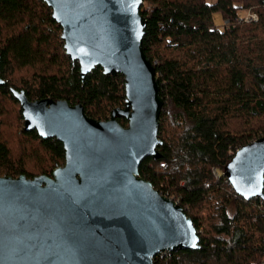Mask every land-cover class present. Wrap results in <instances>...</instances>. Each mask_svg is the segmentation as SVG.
I'll return each mask as SVG.
<instances>
[{
    "label": "trees",
    "instance_id": "16d2710c",
    "mask_svg": "<svg viewBox=\"0 0 264 264\" xmlns=\"http://www.w3.org/2000/svg\"><path fill=\"white\" fill-rule=\"evenodd\" d=\"M208 1L143 0L140 8L142 48L164 106L160 158L145 159L139 177L179 204L200 245L153 264H264V201H245L223 175L239 150L264 137V0ZM244 9L257 20L240 21ZM63 46L42 0H0V177L49 176L65 163L59 141L23 130L11 90L82 104L96 121L124 106L122 75L96 67L82 80Z\"/></svg>",
    "mask_w": 264,
    "mask_h": 264
},
{
    "label": "water",
    "instance_id": "95a60500",
    "mask_svg": "<svg viewBox=\"0 0 264 264\" xmlns=\"http://www.w3.org/2000/svg\"><path fill=\"white\" fill-rule=\"evenodd\" d=\"M42 1L81 79L96 67L105 77L122 75L125 100L96 121L82 104L11 90L23 130L59 141L65 163L49 176L0 177V264H153L158 254L199 250L179 204L139 177L145 159L160 158L164 106L142 48L143 0ZM223 175L245 201H264V137L239 150Z\"/></svg>",
    "mask_w": 264,
    "mask_h": 264
},
{
    "label": "built area",
    "instance_id": "2783aa9c",
    "mask_svg": "<svg viewBox=\"0 0 264 264\" xmlns=\"http://www.w3.org/2000/svg\"><path fill=\"white\" fill-rule=\"evenodd\" d=\"M239 20L242 21V22H245V23L256 21L257 20V15L255 13L251 12V11H248L247 13L242 15Z\"/></svg>",
    "mask_w": 264,
    "mask_h": 264
},
{
    "label": "rangeland",
    "instance_id": "374dc122",
    "mask_svg": "<svg viewBox=\"0 0 264 264\" xmlns=\"http://www.w3.org/2000/svg\"><path fill=\"white\" fill-rule=\"evenodd\" d=\"M215 0H209L208 2L210 3H213ZM248 11H250V10H248V9H244V10H240L239 11V13H243V15L245 14V13H247ZM217 22L219 23V24H221L222 22L219 20V19H217Z\"/></svg>",
    "mask_w": 264,
    "mask_h": 264
}]
</instances>
